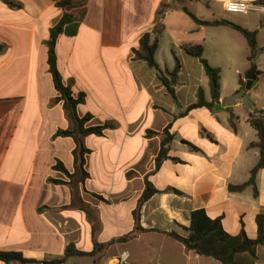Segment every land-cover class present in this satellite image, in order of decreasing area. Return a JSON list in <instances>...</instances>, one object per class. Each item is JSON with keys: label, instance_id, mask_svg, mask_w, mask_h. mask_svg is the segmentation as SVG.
<instances>
[{"label": "crops", "instance_id": "0c3cea01", "mask_svg": "<svg viewBox=\"0 0 264 264\" xmlns=\"http://www.w3.org/2000/svg\"><path fill=\"white\" fill-rule=\"evenodd\" d=\"M12 1L21 8L11 9L0 1V45L4 47L0 52V252L20 253L25 264H95L90 256L55 262L64 259L72 244L89 253L95 240L108 244L132 233L133 213L146 179L158 191L140 211L141 227L151 231L114 243L99 264H116L115 259L128 264H220L188 252L165 235L175 232L188 237L192 213L200 209L212 219L222 218L230 235L240 234L243 227L249 238L258 237L257 217L264 215V169L257 174V196L253 186L230 191V186L250 180L260 160L259 149L251 147L259 141L249 123L251 111L238 101L230 111L197 108L183 115L197 103L199 89L211 101L200 60L183 47L202 45L205 54L206 32L221 29L216 35H221L224 50L218 43L213 61L206 60L220 70L235 66L239 84L228 92L220 80V102L237 93L240 81L245 84L246 75L256 66L250 95L256 108L263 110L258 102L264 97V54L252 65L250 47L240 32L230 26H199L187 14L203 21H229L256 32L262 48L264 7L256 4L259 0H72L66 10L56 0ZM229 1L248 3L251 9L247 14L228 13ZM162 3L170 9L161 22L156 61L163 72L172 71L175 52L181 66L176 100L157 72L135 61L133 54L142 36L154 32ZM65 13L78 18L79 24L66 27L57 40L63 82L75 98L86 95L77 111L80 117L92 116L88 127L111 123L114 128L103 136L84 138L90 150L85 166L89 178L84 183L77 178L72 185H56L51 180L70 182L54 166L60 161L74 173L76 142L57 136L74 124L64 103L54 102L59 94L45 42ZM187 17L197 27L188 24ZM170 19L171 35L164 39ZM194 33L199 37L194 39ZM162 54L165 65L160 62ZM204 77L208 87L202 85ZM232 114L235 130L230 124ZM169 125L175 139L156 171L163 132ZM150 131L159 135L149 137ZM189 144L199 151H192ZM257 256L256 264H264V245L258 247Z\"/></svg>", "mask_w": 264, "mask_h": 264}, {"label": "trees", "instance_id": "16d2710c", "mask_svg": "<svg viewBox=\"0 0 264 264\" xmlns=\"http://www.w3.org/2000/svg\"><path fill=\"white\" fill-rule=\"evenodd\" d=\"M7 7L11 9H20L21 6L12 0H0ZM58 1V6L67 9L69 5L72 4V0H56ZM179 1V0H175ZM256 4L264 7V0H259ZM170 9L168 4L162 3L160 6L157 16H156V27L153 33H146L139 42V47L133 50L134 60L145 62L151 69L155 70L158 74V78L162 84L166 87L168 93L176 100L175 86L177 85L179 73H180V62L173 52L176 65L172 71L166 69L164 72L160 69L156 61V53L160 47V35L162 33V19L165 17L166 12ZM187 14L197 23L199 26L203 27H217V26H230L233 29L240 32L247 40L250 47L249 61L252 65H255L257 58L264 54V47H259L257 42V33L248 31L236 24L229 21H203L197 18L190 12ZM79 19L75 16L65 13L58 25L52 30L50 39L45 42L48 48V65L49 71L52 75L55 88L58 92V97L55 98V103H64V108L68 112L70 119L74 124L72 130H59L57 132L58 137H71L76 142V148L74 150L75 157V171L71 174L60 161L54 166V170L63 173L68 179L69 183L61 180H51L56 185L69 184L72 185L78 178L80 183H84L88 178L89 174L85 170L86 166V156L90 154L84 145V138L95 135L103 136L107 129L114 128V125L107 123L102 126L88 127V123L91 121L92 116L87 114L84 117L78 115V106L84 104L86 101V95L80 93L77 98L74 97L72 89L70 86H66L63 82L62 75L58 69V60L56 54V44L58 37L65 31L66 27L74 25L75 27L79 24ZM184 51L195 58H198L204 68L206 76L209 79L211 101H207L203 89L198 91V101L197 103L191 105L187 111L183 114L186 115L190 111L197 108H206L211 112L215 111V106L219 104L221 99V70L219 68L212 67L209 62L204 58V48L202 45H185L183 47ZM4 50V47L0 45V52ZM241 85H244L243 81H240ZM235 117L232 114L230 118V124L234 130L236 129ZM249 123L257 131L259 141L251 145V147L258 148L260 151V160L257 166L251 172L250 180L240 186H230V191L232 192H242L247 187L253 186L255 190V195L257 196L258 190L256 188V178L260 170L264 169V109L259 110L258 113L249 112ZM171 125H169L163 132V138L161 143V150L156 158V171H158L163 162L168 158L170 151V145L173 143L175 136L170 133ZM159 133L148 132L147 136L154 137L158 136ZM209 138H211L209 136ZM211 140H213L211 138ZM192 151H199V149L191 144H189ZM145 191L139 200L137 209L134 211V221L135 229L132 233L124 236L117 241H112L108 244H99L96 240L94 241V249L92 252H81L76 249L72 244L66 248L65 257L63 260L57 261L55 263H63L68 258L73 256H90L95 258V264H99L105 255V251L116 242H126L134 239L140 233L150 232L151 230H145L140 224V211L142 206L149 201L158 191L154 188L151 182L146 179ZM90 220L93 221V217L87 211ZM258 226V237L256 239H251L246 234L244 228L238 235L228 234L223 226V219L210 218L204 209L196 210L191 216V225L187 229L189 236L182 237L179 234L165 233L168 237L173 240L182 243L188 252H194L195 254L212 258L220 264H256L258 260L257 249L259 246L264 245V215H259L257 217ZM95 228V227H94ZM156 231V230H152ZM0 261L5 264L20 263L25 264V260L22 254L17 252H0Z\"/></svg>", "mask_w": 264, "mask_h": 264}, {"label": "rangeland", "instance_id": "374dc122", "mask_svg": "<svg viewBox=\"0 0 264 264\" xmlns=\"http://www.w3.org/2000/svg\"><path fill=\"white\" fill-rule=\"evenodd\" d=\"M185 8H183L184 10ZM187 16V15H186ZM187 23L188 24H191L192 27H197L196 24L190 19L187 17ZM173 25V19H170L168 22L165 23V26L167 28V32L164 36V39L165 38H169L168 35H171L169 32H170V29L169 27L171 28V26ZM221 29H209L207 32H206V36L208 37L207 41H206V53L204 54V58L207 59V60H210V61H213V59L215 58V55H213V52H215V47L218 45L219 43V46L223 49V47H225L222 43H221V35H216L218 34L219 31ZM199 33H194L193 34V38L196 39L197 37H199ZM164 54H162L160 56V62L164 65H165V58H164ZM215 65V64H214ZM236 71H237V68H235V66H231V67H225L223 69H221V84L223 86V88L230 92L234 87H236L238 84H239V75L236 74ZM241 71V70H240ZM245 72H241L242 75H244ZM207 82V77H204V80H203V87H208L206 85ZM264 89V88H263ZM264 105V97L259 99V102H258V106H262Z\"/></svg>", "mask_w": 264, "mask_h": 264}, {"label": "water", "instance_id": "95a60500", "mask_svg": "<svg viewBox=\"0 0 264 264\" xmlns=\"http://www.w3.org/2000/svg\"><path fill=\"white\" fill-rule=\"evenodd\" d=\"M256 76H257V67L253 66L251 70L248 72L246 75V83L242 85L241 89L223 99L219 104L215 106L216 111H222V110H227L230 111V108L233 104L237 103L238 101H241L242 105L248 108L252 113H258L259 110L256 108L255 103L251 99L250 92L253 90L255 86V81H256ZM114 263L116 264H128L125 261H122L120 259H115Z\"/></svg>", "mask_w": 264, "mask_h": 264}, {"label": "built area", "instance_id": "2783aa9c", "mask_svg": "<svg viewBox=\"0 0 264 264\" xmlns=\"http://www.w3.org/2000/svg\"><path fill=\"white\" fill-rule=\"evenodd\" d=\"M250 5L241 1H229L225 5V10L232 14H247L250 11Z\"/></svg>", "mask_w": 264, "mask_h": 264}]
</instances>
